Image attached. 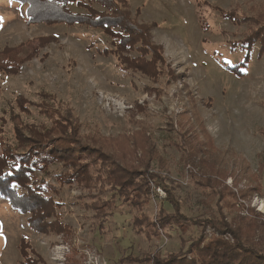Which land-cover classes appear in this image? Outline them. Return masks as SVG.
Here are the masks:
<instances>
[{
	"label": "rangeland",
	"instance_id": "rangeland-1",
	"mask_svg": "<svg viewBox=\"0 0 264 264\" xmlns=\"http://www.w3.org/2000/svg\"><path fill=\"white\" fill-rule=\"evenodd\" d=\"M124 2L138 22L153 25V41L162 46L166 63L174 71L185 72L186 78L167 82L162 77L153 82L137 72L123 73L113 56L100 53L110 48L111 42L101 30L80 25H28L21 4L0 0V48L20 46L21 58L32 56L18 74H0V116L21 95L29 103L22 118L38 122L41 116L32 103L48 93L74 110L82 133L96 130L104 137H117L134 134L141 126L154 150L150 168L160 167V174L169 177L167 185L171 184L170 190L184 202L181 212L186 217L210 218L218 225L223 214L226 230L234 233L237 227L264 248V56L258 58L254 49L248 65L241 66V75L228 70L243 63L244 54L232 50L229 42L241 38L244 26L220 14L232 9L246 11L264 0ZM202 132L211 137L215 150L206 165L196 158L193 172L203 184L209 171L221 170L222 177L230 175L223 181L211 172V179L235 194L240 189L248 195L237 200L232 211L224 202L230 203L228 197L222 199L218 192L199 187L183 166L182 151L201 143ZM141 154L137 151L133 157L135 165H139ZM46 181L50 188L56 187L54 179ZM258 181L262 194L249 195L250 186ZM48 193L54 194L50 189ZM81 194L74 187L59 191L64 203L60 210L63 222L70 229L67 237L35 235L26 217L0 197V264H20L21 237L30 242L43 264H131L123 258L156 252L166 256L199 235L194 226L184 234L162 231L160 237L145 231L136 233L132 219L138 212L118 202L115 213L100 230L93 212L83 207L88 199ZM150 194L145 211L149 217H155L160 206L172 213L171 206L164 203L162 187L151 185ZM214 231L206 228L207 238L219 236ZM220 237L233 242L227 233Z\"/></svg>",
	"mask_w": 264,
	"mask_h": 264
},
{
	"label": "trees",
	"instance_id": "trees-1",
	"mask_svg": "<svg viewBox=\"0 0 264 264\" xmlns=\"http://www.w3.org/2000/svg\"><path fill=\"white\" fill-rule=\"evenodd\" d=\"M10 1L24 7L28 25H80L101 30L111 42L110 48H103L100 53L113 56L123 73L137 72L153 82L162 77H166L167 82L186 78L185 72L174 71L166 63L162 46L153 41V25L138 22L125 0ZM135 14L138 17L139 10ZM220 14L225 20L239 27L244 26L241 38L229 42L232 50L238 49L244 54V59L242 64L228 70L241 75V66L248 65L254 49L258 58L264 56V2L249 6L246 11L232 9ZM21 52L20 46L0 48V74H18L22 64L32 57L21 58ZM28 104L25 98L18 95L0 116V197L26 217L32 233L61 237L69 235L70 229L63 222L60 211L64 203L59 191L74 187L83 193L82 198L88 199L83 207L93 212L100 230L115 213L117 202L138 212L132 219V228L136 233L145 231L147 235L160 237V232L166 230H178L184 234L189 227L199 228V235L188 245L182 242L183 246L178 252L166 256L156 252L140 258L128 255L123 258L126 263L264 264V248L253 241L250 233L251 236H247L237 227L234 233L226 230L228 224L223 214H220L218 225H214L210 218L186 217L181 212L184 202L170 190L171 184L167 185L169 177L160 174V167H156L155 171L150 168L155 158L154 150L149 134L141 126L134 134L117 137H104L96 130L82 133V124L74 110L54 94H40L38 102L32 103L41 116L38 122H27L22 118ZM202 133L201 143L190 144L182 151L183 166L188 167L190 177L199 187L218 192L222 199L228 197L230 203L225 199L224 202L226 208L232 211L237 200L248 196L246 192L239 189L235 194L225 184L211 179L212 174H216L217 178L222 177L221 170L209 171L208 179L203 178L204 184L198 181L200 179L193 172L196 158L206 165V160L215 150L211 137ZM137 151L142 153L139 165L132 161ZM262 168L263 163L259 166L260 174ZM37 173L41 174L40 177ZM48 177L55 180L56 187L48 186ZM227 177L230 175H224L222 180ZM234 181V185L238 186L236 178ZM151 185L164 189V203L171 206L172 213L160 206L155 217L146 214L150 206ZM48 189L54 194L48 193ZM249 189V195H261L263 187L258 181L253 182ZM206 228H213L219 236L207 238ZM225 233L231 235L232 243L220 237ZM18 251L20 264L44 263L24 237L19 241Z\"/></svg>",
	"mask_w": 264,
	"mask_h": 264
}]
</instances>
